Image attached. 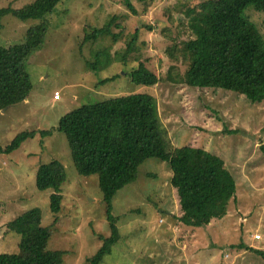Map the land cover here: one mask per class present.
I'll list each match as a JSON object with an SVG mask.
<instances>
[{
    "label": "rangeland",
    "instance_id": "obj_1",
    "mask_svg": "<svg viewBox=\"0 0 264 264\" xmlns=\"http://www.w3.org/2000/svg\"><path fill=\"white\" fill-rule=\"evenodd\" d=\"M35 0H0V10H20ZM126 1L135 14L127 6ZM199 0H62L46 17L43 43L26 69L33 89L17 104L0 110V147L23 131H37L11 153H0V254L19 252L20 235L9 221L38 208L41 225L57 218L49 249L65 251L63 264H90L111 233L98 177L80 176L68 140L57 127L67 112L111 95L131 94L157 103L166 150L191 146L219 156L236 179V195L227 215L204 226L186 225L168 161L152 158L138 167L133 183L111 202L119 238L100 264H264L253 250L264 251V101L223 88L180 82L184 66L175 62V42L188 39L185 11ZM246 16L264 37V12L250 6ZM115 17L110 37L88 39ZM37 21L2 19L0 44L21 43ZM152 27V30L149 29ZM138 30L131 51L127 44ZM107 45L112 62L100 71L88 66ZM138 62L157 74L155 85H138L128 73ZM113 80L102 83L105 79ZM59 91L61 99L54 94ZM41 130L53 133L41 136ZM54 160L66 169L62 210L50 207L52 190L36 188L40 165ZM260 234L256 238L255 234Z\"/></svg>",
    "mask_w": 264,
    "mask_h": 264
},
{
    "label": "trees",
    "instance_id": "obj_2",
    "mask_svg": "<svg viewBox=\"0 0 264 264\" xmlns=\"http://www.w3.org/2000/svg\"><path fill=\"white\" fill-rule=\"evenodd\" d=\"M62 0H35L20 10H0L2 19L13 15L22 22L37 21L31 26L21 43L4 47L0 44V110L24 101L33 89L26 62L43 43L47 31L44 18ZM145 1V0H142ZM127 6L135 14L129 2ZM253 6L264 12V0H199L195 7L184 12L191 36L175 42V62L184 66L180 82L194 87L223 88L245 95L251 102L264 101V37L258 27L246 16ZM112 17L103 28H94L88 39L110 37ZM152 30V27H149ZM127 44L126 54L136 40ZM112 62L107 45L95 51L88 63L97 72ZM129 80L138 85H155L159 77L146 62H138L128 73ZM115 77L102 81L109 82ZM68 140L71 158L80 176L96 175L107 209L111 233L102 237V247L90 259L100 264L118 240L115 217L111 215V202L116 193L136 179L138 167L146 160L156 158L168 161L172 170L171 186L177 189L182 216L180 220L190 226H204L212 220L224 218L228 206L236 195V179L225 167L222 158L202 148L191 146L166 150L163 129L152 98L131 94L108 96L98 102L83 104L64 114L57 127ZM52 130H41V136ZM37 131L19 133L0 153H11L21 147ZM264 153V146L261 147ZM67 180L65 166L58 160L40 165L36 173V188L52 190L50 207L53 213L62 210V185ZM41 225L38 208L28 209L8 222V229L20 235L19 252L0 254V264H63L65 251L49 249L53 226ZM264 259V251L253 250Z\"/></svg>",
    "mask_w": 264,
    "mask_h": 264
},
{
    "label": "built area",
    "instance_id": "obj_3",
    "mask_svg": "<svg viewBox=\"0 0 264 264\" xmlns=\"http://www.w3.org/2000/svg\"><path fill=\"white\" fill-rule=\"evenodd\" d=\"M54 97H55L56 99L61 98V94L59 93V91H56V92H55ZM255 237H256V238H260L261 236H260V234L257 233V234H255Z\"/></svg>",
    "mask_w": 264,
    "mask_h": 264
},
{
    "label": "crops",
    "instance_id": "obj_4",
    "mask_svg": "<svg viewBox=\"0 0 264 264\" xmlns=\"http://www.w3.org/2000/svg\"><path fill=\"white\" fill-rule=\"evenodd\" d=\"M59 99H61V98H59Z\"/></svg>",
    "mask_w": 264,
    "mask_h": 264
},
{
    "label": "water",
    "instance_id": "obj_5",
    "mask_svg": "<svg viewBox=\"0 0 264 264\" xmlns=\"http://www.w3.org/2000/svg\"><path fill=\"white\" fill-rule=\"evenodd\" d=\"M2 110H4V109H2Z\"/></svg>",
    "mask_w": 264,
    "mask_h": 264
}]
</instances>
